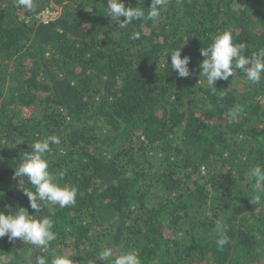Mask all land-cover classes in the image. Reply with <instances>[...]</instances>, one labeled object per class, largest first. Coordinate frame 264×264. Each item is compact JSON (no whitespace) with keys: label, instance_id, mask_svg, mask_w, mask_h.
I'll use <instances>...</instances> for the list:
<instances>
[{"label":"trees","instance_id":"1","mask_svg":"<svg viewBox=\"0 0 264 264\" xmlns=\"http://www.w3.org/2000/svg\"><path fill=\"white\" fill-rule=\"evenodd\" d=\"M122 2L145 13L151 5ZM104 7L34 0L27 11L0 0V211L36 214L22 192L34 188L14 169L29 144L50 135L60 138L50 171L77 189L74 205L36 214L53 221L47 252L5 236L0 264L36 255L112 264L115 256L99 260L106 247L138 251L142 264H264V194L251 203L247 176L264 166V77L251 84L236 70L213 94L199 75L200 49L218 33L231 31L249 56L264 48V0H168L157 22L125 29ZM46 10L54 20H41ZM185 36L190 76L180 78L169 56ZM217 220L230 239L222 250Z\"/></svg>","mask_w":264,"mask_h":264},{"label":"clouds","instance_id":"2","mask_svg":"<svg viewBox=\"0 0 264 264\" xmlns=\"http://www.w3.org/2000/svg\"><path fill=\"white\" fill-rule=\"evenodd\" d=\"M168 0H151L147 13L141 7H125L122 0H107V7H104V14L110 18L112 24L125 29L133 21H152L157 22L162 11L166 10ZM14 6L23 8L27 11L34 10V0H14ZM45 14L47 17L45 18ZM53 13L46 10L41 13V20L48 22L52 19ZM55 16V15H54ZM124 18L123 20L121 18ZM132 39H139L140 33L134 32ZM188 43L186 36L181 46L173 50L170 67L180 78L190 76L189 63L190 57L181 58V51ZM246 43H234L231 31H223L213 37L212 43L205 48L200 49V55L204 57L199 65L200 76L206 79L210 91L214 94L217 81H227L232 77L236 70L244 73L246 80L251 84H258L264 77V48L252 53L246 54ZM166 66L168 61L166 60ZM200 83V81H199ZM243 112V107L238 106L228 113L229 123L236 122ZM23 143V142H21ZM19 143V144H21ZM60 138L56 135H50L43 139H38L29 144L31 151L24 152L19 164L14 169V178L23 180L34 188V191L25 187L22 191L29 200V206L34 212L40 213L41 208L55 207L63 209L72 206L76 202L77 189L72 186H61L57 183V174L50 171L47 155L50 153L51 145H59ZM18 145V144H16ZM16 145L13 146L16 147ZM59 177L63 178L64 172H59ZM248 180L252 184V189L257 195L253 197L251 203H259L261 194H264V166L256 165L249 169ZM8 215L0 211V238L5 236L9 242L19 238L25 244L39 249L41 252H47L52 241L56 239L53 231V221L50 217H37L36 214L30 215L28 209L19 207L13 211L8 207ZM216 245L222 250L226 244L230 243L229 237L224 232L222 221L217 220ZM115 256L112 264H142L138 251L129 250L114 251L111 247H106L100 254L99 260L108 261ZM27 264H49L48 259L43 255H36L35 260L28 259ZM50 264H73V260L66 255H57L51 259Z\"/></svg>","mask_w":264,"mask_h":264},{"label":"rangeland","instance_id":"3","mask_svg":"<svg viewBox=\"0 0 264 264\" xmlns=\"http://www.w3.org/2000/svg\"><path fill=\"white\" fill-rule=\"evenodd\" d=\"M44 17L46 18V17H47V14H45ZM51 17H52V19H55V18H54V17H55L54 15H52Z\"/></svg>","mask_w":264,"mask_h":264}]
</instances>
